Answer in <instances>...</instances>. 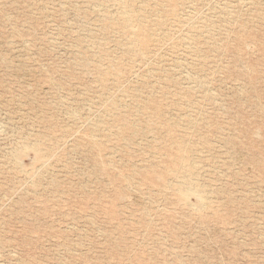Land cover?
I'll return each mask as SVG.
<instances>
[{
	"label": "rangeland",
	"instance_id": "obj_1",
	"mask_svg": "<svg viewBox=\"0 0 264 264\" xmlns=\"http://www.w3.org/2000/svg\"><path fill=\"white\" fill-rule=\"evenodd\" d=\"M0 264H264V0H0Z\"/></svg>",
	"mask_w": 264,
	"mask_h": 264
},
{
	"label": "bare ground",
	"instance_id": "obj_2",
	"mask_svg": "<svg viewBox=\"0 0 264 264\" xmlns=\"http://www.w3.org/2000/svg\"><path fill=\"white\" fill-rule=\"evenodd\" d=\"M125 12H127V10L125 11ZM125 15V14H124ZM132 15V14H131ZM134 16V15H133ZM126 19V18H125ZM131 21V20H130ZM140 36V35H139ZM184 184V183H183ZM190 184H191V182H190ZM196 188V187H195ZM196 190V189H195ZM192 187H187V188H184V189H181V191H180V193H181V195L184 197V198H187L188 196H190V194H194V197H195V195H198V193H200V192H196ZM198 190V189H197ZM199 191V190H198ZM200 194H202V192L200 193ZM199 194V195H200ZM191 197V196H190ZM197 197H199V196H197ZM200 197H201V195H200ZM188 199V198H187ZM198 199H201V198H198ZM191 204V203H190ZM201 204V203H200ZM194 206V205H193ZM203 206V205H202ZM194 209H197V208H194Z\"/></svg>",
	"mask_w": 264,
	"mask_h": 264
}]
</instances>
